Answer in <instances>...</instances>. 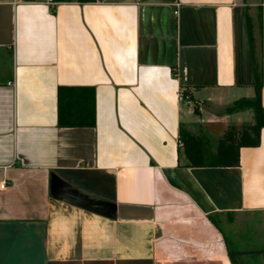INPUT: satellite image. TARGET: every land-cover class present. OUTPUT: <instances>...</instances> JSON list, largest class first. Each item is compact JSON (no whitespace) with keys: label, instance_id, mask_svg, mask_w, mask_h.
<instances>
[{"label":"crops","instance_id":"1","mask_svg":"<svg viewBox=\"0 0 264 264\" xmlns=\"http://www.w3.org/2000/svg\"><path fill=\"white\" fill-rule=\"evenodd\" d=\"M55 1L0 0V264H233L264 249V128L233 167L191 166L180 140L216 152L254 124L226 110L255 97L257 74L264 107V0ZM60 87L94 88L95 126L58 125Z\"/></svg>","mask_w":264,"mask_h":264},{"label":"trees","instance_id":"2","mask_svg":"<svg viewBox=\"0 0 264 264\" xmlns=\"http://www.w3.org/2000/svg\"><path fill=\"white\" fill-rule=\"evenodd\" d=\"M63 1V0H60ZM93 2L96 0H78ZM256 95L254 98L236 100L226 111L233 113L239 110L252 109L255 122L242 128L230 127L216 149L207 137L192 134L185 128L180 130V140L185 152L194 167H233L240 164V149L255 147L261 142L264 128V107L262 104V77L257 74ZM58 125L60 127H92L96 125V92L91 87H60L58 92ZM261 254L262 250L231 251L233 264L236 256L243 254Z\"/></svg>","mask_w":264,"mask_h":264},{"label":"built area","instance_id":"3","mask_svg":"<svg viewBox=\"0 0 264 264\" xmlns=\"http://www.w3.org/2000/svg\"><path fill=\"white\" fill-rule=\"evenodd\" d=\"M46 3H47V4H50V5H52V6H54V5L57 4V2H56L55 0H46ZM10 84H12V82H11ZM179 98H180V100H182V101L191 102V100H190V95L187 94V93L185 92V90H180V92H179ZM5 186H6V182H3V183L1 184V188H5Z\"/></svg>","mask_w":264,"mask_h":264}]
</instances>
